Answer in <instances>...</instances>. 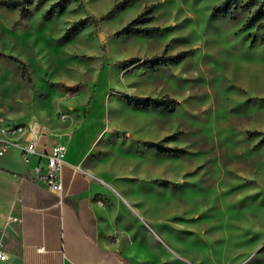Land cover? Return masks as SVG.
Listing matches in <instances>:
<instances>
[{"label":"rangeland","instance_id":"1","mask_svg":"<svg viewBox=\"0 0 264 264\" xmlns=\"http://www.w3.org/2000/svg\"><path fill=\"white\" fill-rule=\"evenodd\" d=\"M118 1L0 5V134L15 125L63 131L74 121L98 130L91 151H107L121 179L156 199V226L147 223L156 244L137 254L140 264H264L261 33L241 29L246 11L213 14L222 0H132L96 21ZM145 6L144 26L159 30L115 37ZM179 51L186 56L155 67L121 63ZM127 96L175 102L133 106Z\"/></svg>","mask_w":264,"mask_h":264},{"label":"crops","instance_id":"2","mask_svg":"<svg viewBox=\"0 0 264 264\" xmlns=\"http://www.w3.org/2000/svg\"><path fill=\"white\" fill-rule=\"evenodd\" d=\"M75 122L63 131L26 128L22 137L38 132L39 153L66 145L62 199L32 179V166L44 159L31 155L24 162L16 149L0 156V231L7 216L20 218L2 241L7 258L0 264H140L137 254H153L157 236L147 223L156 226V199L121 179L123 167L108 164L107 151H91L98 130ZM151 184L142 183L146 191Z\"/></svg>","mask_w":264,"mask_h":264},{"label":"trees","instance_id":"3","mask_svg":"<svg viewBox=\"0 0 264 264\" xmlns=\"http://www.w3.org/2000/svg\"><path fill=\"white\" fill-rule=\"evenodd\" d=\"M131 1L132 0L118 1L106 13L100 15L96 21L99 22L110 18L117 11L126 7ZM27 2L28 0H0V5L7 8H18L19 10H21ZM151 10V6H145L142 11H140L131 21L124 25L120 30L115 31L114 36L119 37L130 32H134L139 35H149L157 32L159 28L156 26H144V24L148 23L152 17ZM243 11H246L248 13V17L242 24L241 29L247 30L250 28H254L255 30L259 31L261 33L260 45L262 50L264 51V0H222L212 8L213 14L228 17L230 19H235L238 16L239 12ZM75 24L78 25V28L82 27L81 20L77 21ZM75 24L72 27V32L76 30ZM186 54L187 51H179L174 55H157L142 60H140L139 58H131L124 60L121 63L127 62L129 64H134L140 61L143 65L155 67L180 60L184 58ZM10 58L18 63L19 69L21 71V76L25 77L29 82L24 64L17 58ZM126 101L128 105L152 106L155 108L168 107L171 103L175 102L167 96H164L162 98L127 96ZM154 146L155 144L153 143L152 147ZM171 152L173 153L175 151L171 150Z\"/></svg>","mask_w":264,"mask_h":264},{"label":"built area","instance_id":"4","mask_svg":"<svg viewBox=\"0 0 264 264\" xmlns=\"http://www.w3.org/2000/svg\"><path fill=\"white\" fill-rule=\"evenodd\" d=\"M59 118L65 120L66 116L61 115ZM40 131L42 132L44 129H40ZM24 133L25 128L21 125H15L3 130L0 134V156L10 149H16L24 162H27L31 155L44 159L43 165L38 163L32 166V179L42 185L47 191L57 194L62 199L61 168L64 164L66 145L62 142H57L51 146L47 153H39L36 150L39 140L38 132H32V136L28 140H23ZM16 223H20L18 216H7L0 231V261L7 258V254L2 248V241Z\"/></svg>","mask_w":264,"mask_h":264}]
</instances>
